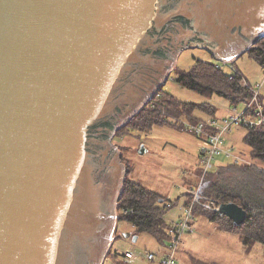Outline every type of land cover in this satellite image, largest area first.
I'll return each instance as SVG.
<instances>
[{"label": "water", "instance_id": "water-1", "mask_svg": "<svg viewBox=\"0 0 264 264\" xmlns=\"http://www.w3.org/2000/svg\"><path fill=\"white\" fill-rule=\"evenodd\" d=\"M263 36L264 0H0V264H101L127 174L116 130L181 50L233 62Z\"/></svg>", "mask_w": 264, "mask_h": 264}, {"label": "rangeland", "instance_id": "rangeland-1", "mask_svg": "<svg viewBox=\"0 0 264 264\" xmlns=\"http://www.w3.org/2000/svg\"><path fill=\"white\" fill-rule=\"evenodd\" d=\"M217 57L219 56L203 47L195 46L181 50L176 64L170 74L168 73L169 76L165 77L162 85L149 98L145 106L162 90L170 92L185 101L214 104L217 107L214 116L196 110L195 116L203 119L216 118L220 123L224 117L230 116L233 112L241 113L244 111L247 103H240L235 107V105L230 104L229 100L218 94H215L212 98H206L175 81L177 69L190 70L197 59L218 63L225 68L227 73H231L233 62H226ZM238 68L243 75L240 82L242 86H244L242 82H247L245 87L252 93V88L256 86L259 88L258 101L252 107L256 110L260 108L264 110V68L256 59L251 57L248 51H245L237 59L236 69L238 70ZM260 85L262 86L260 87ZM137 115L132 116L122 124L112 138V142L119 146L121 151L119 159L126 165L125 172L127 174L124 178L127 179L128 173L131 172L133 180L161 193L170 200H177L181 196L178 204L169 209L166 214L168 223L171 226L182 219L184 213L183 203L189 199V196L186 198L184 194L189 192L193 195L194 193L192 200L197 198L196 202L194 200L193 209L196 214L192 216L190 228L185 231L181 243L177 245L176 256L179 264H202L205 262L208 264L214 262L219 264H264V245L262 243H256L252 250L246 252L238 233L221 230L216 223L210 221L198 211L196 212L197 205H201L209 211H217L219 205L213 202L201 203L198 199V192L201 190V186L208 183L206 181L208 178L206 177L207 174L204 175L202 172L199 156L203 141L186 128L184 121L186 123L189 120L182 117L172 120L183 130H177L171 125H154L151 129L143 128L144 130H142L137 123L138 120L134 122ZM245 134V125L234 126L231 132L225 134L224 147H231L235 157H239L238 166L233 164V156L229 157L225 154L215 156L213 167L210 170L214 174L213 181L219 180L236 188H243L247 186L249 180H257L254 174H250L256 171L252 168H257L256 165L264 167V164L251 157L250 147L244 141ZM142 145L145 146L146 151L140 153ZM252 164V168L244 166ZM261 180L264 182V179ZM125 183H123V191ZM123 191L117 203L116 215L118 214V216L119 202ZM128 231L134 234L135 227L128 222H120L119 220L114 243L108 253L104 255L101 264H122L124 263L122 260L118 261L112 255L116 252L123 255L127 251L135 254L134 258L129 257L130 264H160L159 260L171 240L168 239L162 244L155 235L142 232L138 235L137 241H133L132 237H123L122 233ZM149 252L155 254V260L147 258Z\"/></svg>", "mask_w": 264, "mask_h": 264}, {"label": "trees", "instance_id": "trees-1", "mask_svg": "<svg viewBox=\"0 0 264 264\" xmlns=\"http://www.w3.org/2000/svg\"><path fill=\"white\" fill-rule=\"evenodd\" d=\"M247 51L264 68V38H261L255 46ZM237 59L232 63L235 70L232 78L230 77L231 73H227L220 64L197 59L190 70L177 69V75L174 79L183 87L206 98H212L215 94H218L229 100L231 105L237 106L240 103H248L253 93L240 83L243 75L239 68L236 69ZM196 110L214 116L217 107L210 102L185 101L170 92L160 90L150 103L138 113L134 122L138 120L137 123L142 130L151 129L154 125H171L177 130H183L172 120L181 117L192 122L203 120V118L195 116ZM245 127L244 141L250 147L251 157L264 164V123L253 126L246 125ZM233 164L238 166L235 161ZM244 166L252 168L253 164ZM256 166L257 168H252L256 171L250 174H254L257 180H249L247 186L243 188H236L219 180L213 181L214 174L209 172L206 175L208 183L201 186V190L198 192V199L201 203L213 202L219 205L220 203L232 201L240 204L247 210L244 223L237 226L230 218L221 215L219 211H209L201 205L196 206V212L198 211L210 221L216 223L219 229L238 233L246 252L252 250L256 243L264 245V182L261 180L264 179V167ZM184 195L186 198L189 196V199L184 201L183 207L192 201L194 193L191 195L188 192ZM180 197L177 200H170L161 193L133 180L131 172H129L119 202V220L120 222L125 221L132 224L135 227L134 234L139 235L142 232H149L164 244L169 239L168 232L171 228L166 214L169 209L178 204ZM195 214V211H193V215ZM112 257L118 261L122 260L125 264H130L126 252L123 255L116 252Z\"/></svg>", "mask_w": 264, "mask_h": 264}, {"label": "built area", "instance_id": "built-area-1", "mask_svg": "<svg viewBox=\"0 0 264 264\" xmlns=\"http://www.w3.org/2000/svg\"><path fill=\"white\" fill-rule=\"evenodd\" d=\"M264 38V36L262 37ZM233 69V66H232ZM233 69L230 77H233ZM244 86H247V82H242ZM262 85H260L261 87ZM253 94L250 101L247 103L246 108L241 113L233 112L230 116H226L219 121L216 118L203 119L198 122H186L184 124L188 130L192 132L196 137L203 141V144L200 148V162L202 166V172L205 174L209 173L211 168L213 167V160L215 156L220 154H225L229 157H234V161L236 163L239 162V157L236 158L233 154V149L224 147V136L225 134L232 131L234 126L238 125H261L264 123V110L255 109L252 107L258 101L259 88L257 86L252 88ZM236 107V106H235ZM236 109V108H235ZM195 202L197 198L194 199ZM192 200L188 205L184 207V213L180 222L171 226L169 230L170 234V244L165 250L164 254L161 256L159 263L160 264H179L176 249L177 245L181 243L182 237L185 231L190 228L191 218L193 216V209L195 202ZM219 206L217 207L218 211ZM126 255L130 258H134L135 254L133 252L127 251ZM147 258L149 260H155V254L153 252L147 253Z\"/></svg>", "mask_w": 264, "mask_h": 264}]
</instances>
